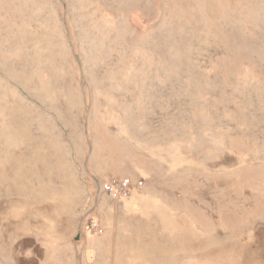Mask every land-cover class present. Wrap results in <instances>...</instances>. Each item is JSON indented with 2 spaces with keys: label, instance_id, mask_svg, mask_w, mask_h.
Masks as SVG:
<instances>
[{
  "label": "rangeland",
  "instance_id": "obj_1",
  "mask_svg": "<svg viewBox=\"0 0 264 264\" xmlns=\"http://www.w3.org/2000/svg\"><path fill=\"white\" fill-rule=\"evenodd\" d=\"M0 264H264V0H0Z\"/></svg>",
  "mask_w": 264,
  "mask_h": 264
},
{
  "label": "built area",
  "instance_id": "obj_2",
  "mask_svg": "<svg viewBox=\"0 0 264 264\" xmlns=\"http://www.w3.org/2000/svg\"><path fill=\"white\" fill-rule=\"evenodd\" d=\"M142 184L141 181L132 182L128 178H123L103 184L101 189L109 197L121 199L128 197L134 190L140 188ZM87 229L92 233H102L101 227L93 219L87 221Z\"/></svg>",
  "mask_w": 264,
  "mask_h": 264
}]
</instances>
